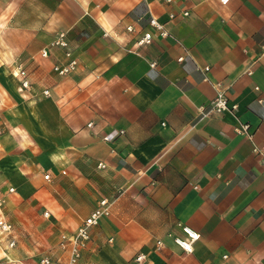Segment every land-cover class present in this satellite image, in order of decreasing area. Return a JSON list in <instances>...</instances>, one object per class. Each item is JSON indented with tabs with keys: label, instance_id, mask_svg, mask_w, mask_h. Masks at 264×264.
I'll return each instance as SVG.
<instances>
[{
	"label": "crops",
	"instance_id": "obj_1",
	"mask_svg": "<svg viewBox=\"0 0 264 264\" xmlns=\"http://www.w3.org/2000/svg\"><path fill=\"white\" fill-rule=\"evenodd\" d=\"M25 2L11 27L0 18V264L64 262L60 235L101 198L109 214L75 264H264V0ZM61 30L77 59L66 75L49 46ZM217 83L235 110H210Z\"/></svg>",
	"mask_w": 264,
	"mask_h": 264
},
{
	"label": "built area",
	"instance_id": "obj_2",
	"mask_svg": "<svg viewBox=\"0 0 264 264\" xmlns=\"http://www.w3.org/2000/svg\"><path fill=\"white\" fill-rule=\"evenodd\" d=\"M166 3H170L172 0H162ZM220 3L226 4L229 0H219ZM183 16H187L189 14L188 11L184 10L181 13ZM176 14L174 12H170L168 14L169 20L175 18ZM150 27L161 37H166L169 32L165 27L164 22L159 21L156 17L151 16L149 18ZM127 30H132L131 26H127ZM65 31L61 30L55 34L53 39L51 40L49 46L50 47H59L63 50L64 56L66 60L61 64H54L52 69L59 75H66L69 72L73 71L77 65V59L74 57L69 42L66 38ZM153 32L150 30L143 31L142 35L138 38L136 44L137 45H147L150 44L153 38ZM40 55L45 57L47 56V49L43 48L40 52ZM153 65V63H152ZM14 73L17 77H19V86L18 89L20 91L28 89L30 86V81L28 79V74L24 68L21 66H16ZM216 94L210 103V110L215 112H223L226 110H235L237 108L236 103H229L228 98L225 96L223 90L220 88V84H216ZM44 94H48V90H43ZM91 124V123H89ZM249 126L245 123H242L239 126L234 128L236 133L240 134H248ZM120 131H114L110 134H107L104 138L106 140L113 139L117 134L121 133ZM262 148L255 147L253 151L259 152L262 154ZM262 164H264V158L261 159ZM99 166H103L102 163ZM48 178L46 174L44 176ZM13 188H9V191H12ZM3 198H0V205L3 203ZM110 202L107 198H101L98 202V206H96L90 214L84 219L83 223L76 228V230L70 234L62 233L60 235L59 240V248L68 253L67 259L63 262L59 258H52L49 255H42L38 259V264H75L77 260L80 258L81 250L87 245V242L90 237V228L97 225L100 218L103 216H107L109 214ZM49 212L44 211L43 215L48 216ZM12 230V226L3 218H0V232L8 233ZM183 230L189 237L188 240H181L179 238H174V241L184 250H191V243L194 241L198 234L190 230L188 227H183ZM9 244L12 246L14 244V240H11ZM144 258L142 253H139L135 259L137 261H141Z\"/></svg>",
	"mask_w": 264,
	"mask_h": 264
},
{
	"label": "rangeland",
	"instance_id": "obj_3",
	"mask_svg": "<svg viewBox=\"0 0 264 264\" xmlns=\"http://www.w3.org/2000/svg\"><path fill=\"white\" fill-rule=\"evenodd\" d=\"M25 0H0V18H7L5 19L7 21V25L4 24V27H11L8 26L11 18H18L23 16H28L27 12H23L21 10H18V7L21 4H25ZM14 7V8H13ZM16 7V8H15Z\"/></svg>",
	"mask_w": 264,
	"mask_h": 264
}]
</instances>
